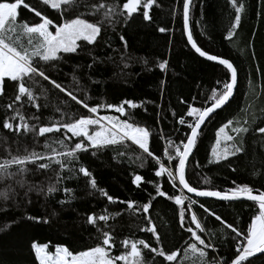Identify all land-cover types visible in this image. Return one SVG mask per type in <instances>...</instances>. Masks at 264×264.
Instances as JSON below:
<instances>
[{
	"label": "trees",
	"instance_id": "obj_1",
	"mask_svg": "<svg viewBox=\"0 0 264 264\" xmlns=\"http://www.w3.org/2000/svg\"><path fill=\"white\" fill-rule=\"evenodd\" d=\"M101 2L116 7L122 5V0H75L72 6H65L69 11L63 15L65 18L82 15L90 22H98L102 19L103 10L95 12L92 5ZM24 3L54 23L63 22L60 10L46 6L43 0H24ZM238 3H242L244 9L241 22L235 30L231 29L235 11L229 0H194L190 7V30L197 45L211 55L229 59L238 70V83L232 99L203 124L187 165L186 178L192 186L201 189L225 191L246 184L264 190V137L254 131L264 126V3L262 0H238ZM182 4L183 0H155L150 9L149 21H144L139 11L132 18H127L126 14L113 16L112 23L105 21L102 24L101 35L94 45L78 49L77 53L59 54L61 59L55 62V67H47L50 78L84 97L91 106L119 105L124 100H132L141 105L136 109L125 107L137 123L151 130L150 149L161 157L166 146L162 136L178 144L188 131L186 125L178 123L181 116L186 121L192 120L186 116L188 106H211L213 89L219 91L223 82L229 79L223 66L203 59L187 44L183 34ZM25 21L30 25L40 22L34 12L21 6L18 9V22ZM160 27H165L167 31L161 33L158 30ZM230 30L233 36L227 39ZM121 35L127 42L126 47L120 40ZM23 42L27 43L26 37ZM163 61L168 63L166 69L161 71L158 65ZM89 64H92L91 68ZM26 83L39 97V112L31 107L26 98L20 103L14 101L15 82L5 79L2 83L0 162L13 155L22 156L32 151L45 153L49 151L44 148L46 140L51 143L63 138V130L61 133L40 137L31 130L16 133L4 129L5 120H10L14 126L19 123L18 119H10L16 110L25 116L26 122L37 126L60 119L57 108L66 113L65 118L73 114L77 117L87 114L86 109L74 102L64 103L70 98L47 81L37 77ZM9 104H12L11 109L7 107ZM98 114L119 117L118 113L106 109ZM33 116H39L40 119H30ZM229 119L234 122L239 119L241 123L244 119L249 120L246 125L249 132L244 136L246 151L230 157L228 161L210 164L208 161L212 158L211 148L216 142V131ZM227 132L235 135L230 128ZM51 147L59 148V145L51 144ZM119 152H124V155H119ZM136 155L144 156L137 146L128 141L99 151L89 149L87 152H79L77 161L70 165L75 172L71 178L59 184L51 169H37L35 164L27 165L29 171L25 176L27 183L24 187L16 185L15 180L0 182V192H5L9 185L13 188L10 193L13 198L5 201L0 197V264H39L30 247L33 241L47 245L49 252H54L57 246H66L74 253L86 250L96 246L102 231H109L116 241L113 255L124 251L120 241L125 238L145 239L154 243L151 233L140 231V228L147 226L142 209L128 210L121 201H133L136 204L150 202L149 215L162 237V246L167 249H183L190 234L180 227L176 206L165 197L152 199L155 189L147 181H158L169 196L180 193L167 183L166 177L154 176V161L150 158L137 161ZM142 162L143 167H140ZM79 166L88 169L90 178L96 181L97 189L106 191L115 202L110 203L99 190L91 189L88 184L90 178L78 172ZM56 167L52 165V168ZM10 170L14 171L15 166ZM62 175H69L67 169ZM135 175L143 177L144 182L140 187L132 183ZM205 179L208 183H205ZM50 184H55L58 190L46 195ZM28 186L36 187L25 196ZM37 187H43L44 191H38ZM64 188L71 189V195H66ZM185 195L197 199L223 220L245 231L251 215L258 210L251 201L220 202L197 198L186 192ZM64 200L67 202L60 203ZM193 210L213 234H201L203 238L216 241V251L210 250V258L214 256L230 260L234 241L230 236L222 235L225 230L214 217L203 212L199 203ZM90 214L97 217L106 214L110 219L107 222L97 220L95 226L89 225L87 216ZM29 216L39 217L41 222L30 220ZM44 219L48 223H44ZM184 223L185 226L194 227L189 225L187 218ZM153 255L143 250L146 260L150 261ZM160 259L156 258L157 264ZM251 260L253 264H264V254Z\"/></svg>",
	"mask_w": 264,
	"mask_h": 264
},
{
	"label": "snow or ice",
	"instance_id": "obj_2",
	"mask_svg": "<svg viewBox=\"0 0 264 264\" xmlns=\"http://www.w3.org/2000/svg\"><path fill=\"white\" fill-rule=\"evenodd\" d=\"M74 2L75 0H43L46 6L54 10H60L62 23H54L52 19L30 7L29 4L24 3V0L0 2V85L5 79L15 82L13 85L16 90L14 101L20 103L23 98H26L31 107L39 112L41 108V105L37 102L39 97L34 94L26 83L39 77L70 98L69 101H64V103L74 102L75 105L87 110V114H80L78 117L73 114L65 118L66 113L62 109L57 108V111L60 112V119L52 120L43 126L29 124L26 122L25 116L19 110H16L15 115L10 119H18L19 123L14 126L10 120H5L3 123L4 129L16 133L21 131L27 133L31 130L40 137L49 133H61V130H63V138L51 143L46 140L44 148L49 151L45 153L32 151L26 155H13L10 159H4L3 162H0V182L15 180L16 185L24 187L27 183L25 176L29 171L27 165L35 164L37 169L46 171L51 169L56 183L59 184L63 180L71 178V174L75 172V169L70 167V165L77 161L79 152H87L89 149L99 151L108 146L123 145L125 141H130L132 145L137 146L144 154V156L136 155L135 160L143 161L145 158H150L155 162L156 166L154 168V176L156 178L166 177L167 183L180 193L169 196L162 190L158 181H147L155 189V196L152 199L165 197L174 203L180 227L190 235L188 240L184 242L183 249H167L162 246V237L150 218V202L136 204L133 201H121V203L126 204L128 210L135 208L140 211L142 209L147 226L140 228V231L151 233L154 243L145 239L130 240L125 238L120 241L124 251L113 255L116 241L109 231H102L101 238L96 246L75 253L66 246H57L54 252H49L46 250L48 248L47 245L33 241L30 247L35 254V259L39 264H157V257L162 258L159 264H253L251 257L257 256V254H264V190L254 189L246 184L237 185L225 191L201 189L192 186L186 178L187 165L190 163L189 157L197 145L201 126L215 110L221 109L229 103L238 83V70L229 59L209 54L202 50L194 41L189 28V13L192 0H183L182 4L183 34L187 38V44L200 57L222 65L229 74V79L223 82L219 91L213 89L211 106L203 108L188 106L186 116L191 117L192 120L186 121L183 116L178 120L180 125H186L188 129L184 137L180 139V143L177 144L171 139L161 137L165 140L166 145L163 149V157L150 149L151 130L137 123L132 118L131 113L127 111V109H136L141 105L132 100H124L119 105L97 104L91 106L84 97L78 96L74 91L67 89L62 83L50 78L47 74V67L54 68L55 62L61 59L59 54L77 53L78 49L94 45L98 36L101 35L102 24L105 21L112 23L113 16L126 14L127 18H132L133 14L139 11L143 20L149 21L151 19L150 9L153 7L155 0H122L120 7L103 2L92 5L95 12L103 10L102 19L98 22H90L82 15L65 18L63 13L69 11V8L65 6H72ZM229 2L235 11V19L231 24V29L235 30L241 22L244 5L238 3V0H229ZM262 3H264V0H262ZM21 6L27 8L30 12H34L35 16L39 17L40 22L31 25L26 21L18 22V9ZM50 29H54V31ZM158 30L161 33L167 31L165 27H160ZM232 36L233 31L230 30L226 38L231 39ZM24 37L27 38L26 44L23 42ZM120 40L126 47L127 42L123 35L120 36ZM80 42H84V44ZM167 63V61L160 62L158 65L159 69L164 71ZM88 67L91 68L92 64H89ZM75 79L74 76L73 80ZM0 94H3L2 87H0ZM180 102L184 103L183 100ZM7 107L11 109L12 104L7 105ZM102 109L118 113L119 117L115 115H99L98 113ZM172 115L175 117L176 114L173 112ZM120 117L128 118L121 119ZM30 119L38 121L40 117L33 116ZM248 124V119H244L243 123L239 119L235 122L229 119L222 125L216 131V142L211 148L212 158L208 162L210 164H219L222 161H228L230 157L244 153L246 151L244 136L249 132V128L246 126ZM37 127L38 131H36ZM229 128L231 133L235 135L226 133V129ZM254 131L264 137V126H259ZM51 144H58L59 148L51 147ZM95 154L96 152L94 151L93 155ZM118 154L123 156L124 152H119ZM53 164L57 167L52 168ZM13 166H15V170L11 171L10 169ZM140 167H143V162ZM196 167H199V165H196ZM66 169L69 175L63 176L62 173ZM78 172L83 174L84 177H91L89 170L83 166L78 167ZM143 182L141 175H135L132 180V183L137 187H140ZM205 183H208L207 179H205ZM88 184L91 189L99 190L101 195L107 197L110 203L115 202L114 198L108 195L106 191L97 189L94 178H90ZM34 187L36 186H28L25 196ZM37 190L43 192L44 188L37 187ZM57 190L55 184H50L46 189V195L52 194ZM185 190L197 198L211 197L220 201H237L241 199L251 201L258 210L251 215L246 231L241 230L232 223L223 220L220 215L205 207L197 199L185 195ZM63 191L66 195H71L72 192L69 188H64ZM12 192L13 188L9 185L5 192H0V197L7 201L13 198L10 195ZM65 202L67 201H60L62 204ZM198 203L204 213L214 217L219 222L225 230L222 235L230 236L232 241H234V251L230 260H221L214 256L210 258V250L212 252L216 251V241L213 239L206 240L201 235L208 234L212 236L213 234L208 231L204 222L193 210V206ZM186 218L189 225L194 227L185 226L184 221ZM28 219L37 223L41 222L39 217L29 216ZM109 219V215L106 214H101L98 217L90 214L87 216V223L95 226L97 220L107 222ZM43 222L48 223V220L44 219ZM143 250H148L149 253L154 254L150 261L144 258ZM181 256L183 259H180Z\"/></svg>",
	"mask_w": 264,
	"mask_h": 264
},
{
	"label": "water",
	"instance_id": "obj_3",
	"mask_svg": "<svg viewBox=\"0 0 264 264\" xmlns=\"http://www.w3.org/2000/svg\"><path fill=\"white\" fill-rule=\"evenodd\" d=\"M193 2H194V0H192V4H193ZM192 4H191V7H192ZM190 10H191V8H190ZM189 20H190V13H189ZM189 28H190V21H189ZM191 31V30H190ZM191 47V46H190ZM194 50V49H193ZM194 52H195V50H194ZM196 53V52H195ZM197 54V53H196ZM198 55V54H197ZM203 58V57H202ZM203 59H205V58H203ZM212 62V61H211ZM215 63V62H214ZM222 66V65H221ZM236 89V88H235ZM235 89H234V91H235ZM232 99V98H231ZM222 109V108H221ZM217 110H220V109H217ZM217 110H215L212 114H214V113H216L217 112ZM211 114V115H212ZM208 119V118H207ZM206 119V120H207ZM206 122V121H205ZM203 126L204 125H202L201 126V129H200V132H201V130H202V128H203ZM195 149V148H194ZM193 149V150H194ZM193 152L194 151H192V154H193ZM191 154V155H192ZM191 155H190V157H191ZM190 157H189V159H190ZM185 192H186V190H185ZM187 193V192H186ZM189 195H191V196H194L193 194H190V193H188ZM199 198H207V199H213V200H217V201H220V200H218V199H216V198H211V197H199ZM237 201H247V200H243V199H241V200H237ZM220 202H233V201H220ZM260 255H262V254H257V256H260ZM257 256H254V257H257ZM254 257H251L250 259H252V258H254Z\"/></svg>",
	"mask_w": 264,
	"mask_h": 264
},
{
	"label": "rangeland",
	"instance_id": "obj_4",
	"mask_svg": "<svg viewBox=\"0 0 264 264\" xmlns=\"http://www.w3.org/2000/svg\"><path fill=\"white\" fill-rule=\"evenodd\" d=\"M50 30H51V29H50ZM0 87H2V85H0ZM226 133H228V132H227V129H226ZM125 142H128V141H125ZM129 142H130V141H129ZM46 250L48 251V249H46Z\"/></svg>",
	"mask_w": 264,
	"mask_h": 264
},
{
	"label": "built area",
	"instance_id": "obj_5",
	"mask_svg": "<svg viewBox=\"0 0 264 264\" xmlns=\"http://www.w3.org/2000/svg\"><path fill=\"white\" fill-rule=\"evenodd\" d=\"M194 206H195V205H194ZM194 206H193V207H194Z\"/></svg>",
	"mask_w": 264,
	"mask_h": 264
}]
</instances>
